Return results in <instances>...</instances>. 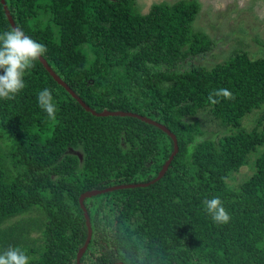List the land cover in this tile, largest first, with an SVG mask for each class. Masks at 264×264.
<instances>
[{
    "label": "trees",
    "instance_id": "1",
    "mask_svg": "<svg viewBox=\"0 0 264 264\" xmlns=\"http://www.w3.org/2000/svg\"><path fill=\"white\" fill-rule=\"evenodd\" d=\"M4 1L90 108L140 114L176 136L160 179L84 199L92 235L80 263L264 264V57L234 50L211 67L196 63L214 45L192 26L197 0L146 13L135 0ZM10 29L0 2V34ZM24 82L15 99H0V254L14 247L29 264H76L87 235L80 194L151 181L173 140L139 118L86 111L39 59ZM45 88L55 119L38 104ZM220 88L234 99L213 105ZM202 121L216 126L206 132ZM214 197L228 223L206 211Z\"/></svg>",
    "mask_w": 264,
    "mask_h": 264
},
{
    "label": "rangeland",
    "instance_id": "2",
    "mask_svg": "<svg viewBox=\"0 0 264 264\" xmlns=\"http://www.w3.org/2000/svg\"><path fill=\"white\" fill-rule=\"evenodd\" d=\"M174 2L176 0H135V6L146 13L152 3ZM198 12L192 23L195 30L208 36L214 42L212 49L196 63L211 67L227 60L234 50L246 51L249 57H264V0H197ZM207 117V115L205 114ZM204 114L198 115L199 120ZM254 115L246 118V126L251 125ZM204 129L211 131L215 122L202 121ZM248 173L241 167L236 174L242 177ZM39 239V230L30 234Z\"/></svg>",
    "mask_w": 264,
    "mask_h": 264
},
{
    "label": "clouds",
    "instance_id": "3",
    "mask_svg": "<svg viewBox=\"0 0 264 264\" xmlns=\"http://www.w3.org/2000/svg\"><path fill=\"white\" fill-rule=\"evenodd\" d=\"M46 46L33 40L18 26L0 34V99H15L25 87L24 75L28 69L35 67V61L46 53ZM217 98L234 99L227 88L214 90L209 101L215 105ZM38 104L47 115L56 118V106L53 102L52 90L45 88L38 93ZM206 211L217 223H228L230 216L219 198L203 201ZM0 264H29L28 256L20 249L9 247L0 254Z\"/></svg>",
    "mask_w": 264,
    "mask_h": 264
},
{
    "label": "water",
    "instance_id": "4",
    "mask_svg": "<svg viewBox=\"0 0 264 264\" xmlns=\"http://www.w3.org/2000/svg\"><path fill=\"white\" fill-rule=\"evenodd\" d=\"M5 15L11 25L12 28H15V24L14 21L12 19V16L5 4L4 0H0ZM39 61L42 63V65L44 66V68L50 73V75L54 78V80L59 83L60 85H62L71 95L72 97L76 98L77 101L84 107V109L90 113H92L95 116H131V117H136L139 118L149 124L155 125L156 127H158L159 129H161L162 131H164L165 133H167L173 140V150L170 154V156L168 157V159L165 161V163L163 164L162 168L160 169V171L158 172L157 176L152 179L149 182H145V183H129V184H120V185H115V186H111V187H107V188H103V189H92V190H87L83 193L80 194L78 200H79V204L80 207L83 211V215L85 218V225L87 228V235H86V239L83 243V245L78 249L77 254H76V264H81L80 263V258L83 255V253L85 252L90 239H91V235H92V229H91V224H90V219H89V215L87 213V209L84 206V199L85 198H89L98 194H102L108 191H112V190H117V189H123V188H134V187H144L149 185L150 183H154L155 181H157L158 179H160L164 173L166 172V170L168 169V166L170 164V162L172 161L173 157L176 155V153L178 152V145H177V140H176V136L163 124L152 120L146 116H142L140 114H136V113H132L129 111H122V110H116V111H110V110H102L101 112H96L95 110H93L92 108H90L82 99H80L71 89L70 87L52 70V68L48 65L47 61L45 60V58L43 56H41L39 58ZM79 157L81 158V155L79 154ZM115 264H124L121 262L115 263Z\"/></svg>",
    "mask_w": 264,
    "mask_h": 264
}]
</instances>
